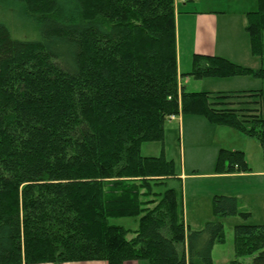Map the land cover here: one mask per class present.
<instances>
[{
    "label": "trees",
    "instance_id": "trees-1",
    "mask_svg": "<svg viewBox=\"0 0 264 264\" xmlns=\"http://www.w3.org/2000/svg\"><path fill=\"white\" fill-rule=\"evenodd\" d=\"M12 1L34 36L17 37L0 19V264H213L224 223L191 229L182 190L158 188L178 177L174 161L144 156L141 145L163 140L166 122L184 114L264 145L263 91L181 84L175 0ZM247 21L253 52L263 53L264 0ZM192 59L195 78L264 79V67L216 54ZM219 150L218 172L250 170L243 150ZM213 197L216 216L251 215L237 196ZM115 217H135L138 227L113 225ZM234 231L237 257L264 264V224Z\"/></svg>",
    "mask_w": 264,
    "mask_h": 264
},
{
    "label": "rangeland",
    "instance_id": "rangeland-1",
    "mask_svg": "<svg viewBox=\"0 0 264 264\" xmlns=\"http://www.w3.org/2000/svg\"><path fill=\"white\" fill-rule=\"evenodd\" d=\"M1 18L9 21L10 26L14 27L17 37L34 36L31 24L23 16L22 9L12 0H0ZM247 33L249 32L247 31ZM249 38L251 44L250 33ZM250 50L251 53L247 51L248 56L251 54L257 58L252 61L259 62L264 59V49L263 53L256 54L253 52L251 44ZM227 77L235 78L226 79V76H207L202 78L209 80L204 83V86L212 87L211 89H214L211 90L212 92L219 91V83L215 82L217 78L225 81L224 85L228 89L221 92L235 93L240 91L249 93L252 92L251 90L261 89L263 91L261 114L264 117V79L249 73ZM202 78H196V80L202 81ZM196 80L193 78L190 84H187L189 91L197 90L198 87L195 86L194 82ZM211 82L215 83L214 86H211ZM219 86L222 87L223 85ZM188 115L191 114H184L186 117L185 126L182 127L180 125L181 117L179 116L167 121L164 128V139L144 141L141 145L140 153L144 156H158L164 153L168 160L172 159L174 161L176 173L180 175L183 172L186 175L182 184L177 178H171L166 184L160 185L158 188L159 190H166L167 188L175 187L183 191L185 221L193 230L204 228L205 223L208 221L221 220L224 223L225 239L223 242L217 243L212 250L213 264H230L233 259L237 258L243 263L251 264L255 255L237 257L234 243V226L243 223L252 225L264 224V145L257 137L249 136L240 129L213 124L204 116V124L203 122H195L194 118H192L191 129L188 124ZM209 126L218 127L219 132H214ZM216 134L217 136H215ZM220 148L243 150L245 158L250 165V170L246 174L243 173L241 175H224L218 172L217 157ZM212 172L218 175L208 174ZM212 193L237 196L239 208L241 210H249L251 215L246 219L238 214L216 216L214 209H212V198L210 197ZM110 223L130 229L138 227V221L135 217H115L110 219ZM128 236L132 237L131 232Z\"/></svg>",
    "mask_w": 264,
    "mask_h": 264
},
{
    "label": "crops",
    "instance_id": "crops-1",
    "mask_svg": "<svg viewBox=\"0 0 264 264\" xmlns=\"http://www.w3.org/2000/svg\"><path fill=\"white\" fill-rule=\"evenodd\" d=\"M249 2V4H248ZM257 0H187L176 2V24H177V48H178V69L181 72L180 82L188 90V85L193 80H196L191 74V67L193 63L192 56L194 53L216 54L222 57H227L233 62H237L245 67L259 68L264 67V59L259 62L255 56L247 54L250 51V38L247 33V13L249 11H256ZM256 6V7H255ZM190 65V66H189ZM258 66V67H257ZM250 67V68H251ZM239 76V75H237ZM235 77H226V79H232ZM241 78V77H238ZM218 84L219 91H225L227 86L224 85L225 81L217 78L215 79ZM221 80V81H220ZM209 81L207 78H202V81H194L197 90L192 91H211L212 87L204 86V83ZM255 82V81H254ZM253 82V83H254ZM199 84V86H198ZM214 82H211V86H214ZM234 84V83H232ZM255 84V83H254ZM219 85H223L220 87ZM230 86V85H229ZM189 91V90H188ZM180 125L185 126L184 115H180ZM189 117V128L192 126V118L195 122H204L203 116L192 114ZM202 117V118H201ZM205 117V116H204ZM173 119L176 117H171ZM203 120V121H202ZM207 123V122H206ZM184 124V125H183ZM214 132H219L218 127L209 126ZM192 129V128H191ZM211 130V132H212ZM213 134V132H212ZM217 136V134L215 135ZM216 142V140H215ZM246 172H229L222 173L224 175H241ZM213 175L214 172L208 173ZM177 180L182 184L183 178L186 176L183 172L177 174ZM212 193V209H213V196L218 195ZM183 199V191H182ZM184 200V199H183ZM249 211V210H248ZM216 215V214H215ZM208 223V222H206ZM205 223V225H206ZM204 225V226H205ZM191 228V227H190ZM192 229V228H191ZM202 229V228H200ZM22 264H26L23 262ZM35 264H109L106 260H93L82 262H47V263H35ZM124 264H149L146 260H128Z\"/></svg>",
    "mask_w": 264,
    "mask_h": 264
},
{
    "label": "built area",
    "instance_id": "built-area-1",
    "mask_svg": "<svg viewBox=\"0 0 264 264\" xmlns=\"http://www.w3.org/2000/svg\"><path fill=\"white\" fill-rule=\"evenodd\" d=\"M176 2L179 1V0H175ZM180 1H187V0H180Z\"/></svg>",
    "mask_w": 264,
    "mask_h": 264
}]
</instances>
